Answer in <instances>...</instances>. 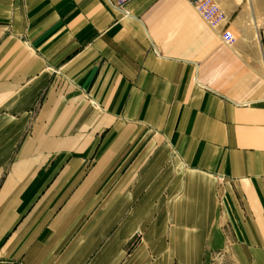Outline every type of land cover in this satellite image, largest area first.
Returning a JSON list of instances; mask_svg holds the SVG:
<instances>
[{"label": "crops", "instance_id": "crops-1", "mask_svg": "<svg viewBox=\"0 0 264 264\" xmlns=\"http://www.w3.org/2000/svg\"><path fill=\"white\" fill-rule=\"evenodd\" d=\"M216 2L0 0V264H264V0Z\"/></svg>", "mask_w": 264, "mask_h": 264}, {"label": "built area", "instance_id": "built-area-1", "mask_svg": "<svg viewBox=\"0 0 264 264\" xmlns=\"http://www.w3.org/2000/svg\"><path fill=\"white\" fill-rule=\"evenodd\" d=\"M112 8L123 13L125 16L130 15L127 5L132 0H105ZM194 9L200 14L203 20L212 28H220L225 21V13L216 2V0H188ZM222 39L227 46L236 44L235 34L226 28L222 33Z\"/></svg>", "mask_w": 264, "mask_h": 264}]
</instances>
